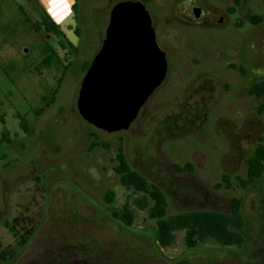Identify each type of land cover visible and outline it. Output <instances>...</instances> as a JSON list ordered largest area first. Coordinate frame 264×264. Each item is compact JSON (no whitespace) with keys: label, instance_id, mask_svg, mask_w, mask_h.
I'll use <instances>...</instances> for the list:
<instances>
[{"label":"rangeland","instance_id":"374dc122","mask_svg":"<svg viewBox=\"0 0 264 264\" xmlns=\"http://www.w3.org/2000/svg\"><path fill=\"white\" fill-rule=\"evenodd\" d=\"M118 1H77L76 18L72 14L61 28L78 52L65 58L55 36L33 29L39 15L32 0H0V138L3 129L9 132V142L0 145V249L9 247L14 258L5 264H264V177L251 189L236 180L245 177L258 137L264 140V114L256 113L258 101L247 93L264 77V22L252 28L243 19V28L235 30L230 16L223 26H179L167 18L172 4L177 11L202 8L203 20L211 15L203 5L220 6L219 0L147 4L167 76L147 113L126 131L108 134L81 119L76 98L82 65L100 48ZM45 43L71 65L54 103L36 115L41 96L61 76V69L36 70ZM18 116L30 134L20 129ZM119 148L136 172L162 190L169 214L228 213L231 199L240 198L244 245L187 249L178 234L172 247L161 249L144 212L135 211L130 228L114 221L111 213L127 195L112 170ZM108 191L111 204L103 201ZM17 216L35 225L22 249L4 227Z\"/></svg>","mask_w":264,"mask_h":264},{"label":"trees","instance_id":"16d2710c","mask_svg":"<svg viewBox=\"0 0 264 264\" xmlns=\"http://www.w3.org/2000/svg\"><path fill=\"white\" fill-rule=\"evenodd\" d=\"M77 1L73 0L74 3L71 7L74 19L78 7ZM149 1L151 0H145V2ZM32 2L35 3V9L39 15V20L31 23L33 29L35 31L43 29L46 33L55 36L58 47L60 50L65 51V58L76 55L78 49L67 40L60 26L49 17L35 0H32ZM19 9L23 12L21 6ZM26 22L29 23L28 20ZM262 22H264L262 16H255L250 20L252 25H258ZM74 33L79 35V30L75 29ZM70 65V61L64 64V58L59 56L53 46L47 43L44 44L41 50V61L36 70L42 68L61 69V76L56 81V87L48 94L41 96V107L35 111L36 115H39L54 103L62 78ZM89 65V63L82 65L84 73ZM247 93L258 101L255 109L256 113L258 115L264 114V77L254 81L248 88ZM18 117L20 119V129L24 133L30 134L32 132L31 126L24 117ZM8 136L9 132L3 129L0 145L9 142ZM114 159L116 164L112 170L118 176L121 186L127 193L125 202L118 210L111 213L112 219L117 223L125 228H130L135 222V211L144 212L147 219L155 224L154 241L161 249L172 247L178 234L182 235L183 244L187 249H194L205 243H212L221 248H241L244 245L245 221L240 211L242 201L240 198L231 199V210L228 213L199 210L169 214L168 200L165 194L129 165L122 148L118 149ZM245 164V177L243 179L237 177L236 180L241 188L251 189L264 177V140L262 137H258L253 152L246 159ZM185 169L190 170L191 168L188 165L185 166ZM223 181L229 186L228 176L224 175ZM113 199V192L108 191L103 201L106 204H111ZM4 227L14 237L15 246L19 249L27 245L35 231V225L26 216H17L10 223H4ZM13 259L9 247L0 249V264H5Z\"/></svg>","mask_w":264,"mask_h":264},{"label":"water","instance_id":"95a60500","mask_svg":"<svg viewBox=\"0 0 264 264\" xmlns=\"http://www.w3.org/2000/svg\"><path fill=\"white\" fill-rule=\"evenodd\" d=\"M166 72L165 55L156 43L145 6L139 1L118 2L110 10L101 46L81 80L77 112L98 131H126Z\"/></svg>","mask_w":264,"mask_h":264},{"label":"flooded vegetation","instance_id":"af4514ba","mask_svg":"<svg viewBox=\"0 0 264 264\" xmlns=\"http://www.w3.org/2000/svg\"><path fill=\"white\" fill-rule=\"evenodd\" d=\"M121 1H127V0H121ZM121 1H118V2H121ZM139 2H141L146 8V5L153 3L154 0H151L149 2H145V0H140ZM219 2H220V6H209L207 4H205V6L203 5V8L206 10V12L211 13L210 17L203 19V20H200V15L203 11L202 8L199 9L197 7H192V8H189L187 10H183V11L178 10L177 11L174 4H172L169 7V12L167 13V18L174 20L176 24H179V26H182V25L185 26L186 25L187 27H189L190 25H193V24L198 25L199 23H202L204 25H209L208 23H210V21H212V23L216 22L218 25L223 26L225 24H228V22H227L228 17L233 16V17H235V20H236L234 25H233V28L235 30H240L243 28V23L241 22V20L246 19L247 23L253 28L257 25H252L250 23L251 18H254L255 16L264 17V0H219ZM196 10H197V16H195ZM153 15H155V14H153ZM149 16L151 18V25H152V28L154 31V29L156 28V25L154 24V19L150 14H149ZM166 76H167V72H166ZM166 76H165L162 84L164 83ZM162 84L157 89H159L162 86ZM156 90L150 95L148 100L141 107V109L139 110L138 115H137L136 119L133 121V123L137 120V118L141 114L148 112L146 106L148 104H150V102L152 100L151 98L154 95V93L156 92ZM131 125H130V127H131ZM126 159H127V157H126Z\"/></svg>","mask_w":264,"mask_h":264},{"label":"crops","instance_id":"0c3cea01","mask_svg":"<svg viewBox=\"0 0 264 264\" xmlns=\"http://www.w3.org/2000/svg\"><path fill=\"white\" fill-rule=\"evenodd\" d=\"M39 6L49 15V17L62 27L63 23L68 20L71 15V7L73 0H35ZM62 29V28H61Z\"/></svg>","mask_w":264,"mask_h":264}]
</instances>
